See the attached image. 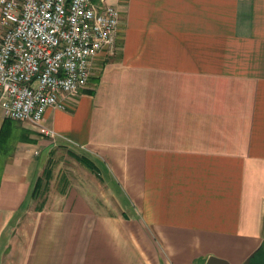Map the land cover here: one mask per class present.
<instances>
[{"label": "crops", "instance_id": "0c3cea01", "mask_svg": "<svg viewBox=\"0 0 264 264\" xmlns=\"http://www.w3.org/2000/svg\"><path fill=\"white\" fill-rule=\"evenodd\" d=\"M107 4L65 110L0 108V264H264V0Z\"/></svg>", "mask_w": 264, "mask_h": 264}, {"label": "built area", "instance_id": "2783aa9c", "mask_svg": "<svg viewBox=\"0 0 264 264\" xmlns=\"http://www.w3.org/2000/svg\"><path fill=\"white\" fill-rule=\"evenodd\" d=\"M120 21L107 0H0L5 118L41 126L48 110H65L89 86L97 58L114 53Z\"/></svg>", "mask_w": 264, "mask_h": 264}, {"label": "water", "instance_id": "95a60500", "mask_svg": "<svg viewBox=\"0 0 264 264\" xmlns=\"http://www.w3.org/2000/svg\"><path fill=\"white\" fill-rule=\"evenodd\" d=\"M207 264H228V263L219 259L212 258L208 261Z\"/></svg>", "mask_w": 264, "mask_h": 264}, {"label": "trees", "instance_id": "16d2710c", "mask_svg": "<svg viewBox=\"0 0 264 264\" xmlns=\"http://www.w3.org/2000/svg\"><path fill=\"white\" fill-rule=\"evenodd\" d=\"M86 161H87V162H88V164H89V160H87V159H86Z\"/></svg>", "mask_w": 264, "mask_h": 264}]
</instances>
